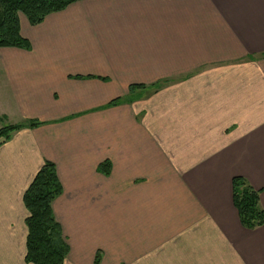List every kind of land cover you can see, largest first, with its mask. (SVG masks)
<instances>
[{"label": "crops", "instance_id": "obj_1", "mask_svg": "<svg viewBox=\"0 0 264 264\" xmlns=\"http://www.w3.org/2000/svg\"><path fill=\"white\" fill-rule=\"evenodd\" d=\"M19 28L0 115L42 123L0 145V264H31L23 194L45 160L65 264H264V223L231 196L242 176L264 210V0H78Z\"/></svg>", "mask_w": 264, "mask_h": 264}, {"label": "trees", "instance_id": "obj_2", "mask_svg": "<svg viewBox=\"0 0 264 264\" xmlns=\"http://www.w3.org/2000/svg\"><path fill=\"white\" fill-rule=\"evenodd\" d=\"M78 0H0V47H17L30 49L28 39L20 34L19 14L26 17L31 25L40 23L47 14L64 9ZM134 86H129L131 91ZM143 87V86H138ZM120 98L111 100L108 105H115ZM0 115V123L3 121ZM39 120L24 123H8L0 126V145L9 139L11 133L23 126L35 127ZM109 160L101 161L97 169L104 175L110 172ZM62 192L53 162L45 160L34 175L23 194V204L28 211L25 218L27 235L24 260L31 264H65L69 251L68 244L56 221L52 202ZM260 189L252 187L242 176L231 180L232 203L235 207L241 226L255 229L264 223V210L259 200ZM100 253L97 251L94 263L98 264Z\"/></svg>", "mask_w": 264, "mask_h": 264}, {"label": "rangeland", "instance_id": "obj_3", "mask_svg": "<svg viewBox=\"0 0 264 264\" xmlns=\"http://www.w3.org/2000/svg\"><path fill=\"white\" fill-rule=\"evenodd\" d=\"M12 121L15 120V119H11ZM9 122L7 121V119L3 118V121L0 123V126L2 124H8Z\"/></svg>", "mask_w": 264, "mask_h": 264}]
</instances>
